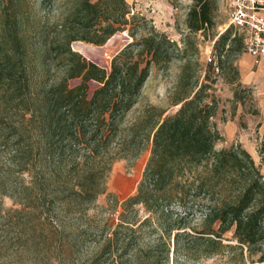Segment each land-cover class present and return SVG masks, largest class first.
I'll return each instance as SVG.
<instances>
[{
    "label": "trees",
    "instance_id": "trees-1",
    "mask_svg": "<svg viewBox=\"0 0 264 264\" xmlns=\"http://www.w3.org/2000/svg\"><path fill=\"white\" fill-rule=\"evenodd\" d=\"M57 1L36 0L37 13ZM69 1L50 27L37 23L29 30L18 10L22 0L2 6L0 143L13 145L8 158L13 171L7 178L11 192L4 195L21 207L17 213L37 222L44 219L58 231V209L67 217L85 214L105 194L112 166L138 159L151 145L137 193L124 203L127 211L141 205L147 217L130 218L125 211L101 255L115 250L116 264H159L161 249L169 260L173 236L175 262L180 256H225L231 264H264V175L240 145L216 149L225 139L215 122L220 101L208 93L212 87H198V82L189 90L180 86L170 104L180 106L174 115L165 117L167 110L147 106L127 121L152 66L170 63V51L177 46L155 31L139 37L143 24L129 27L144 20H128L125 0ZM217 1L194 0L187 19L191 32L215 26ZM125 32L133 42L113 58L109 69L71 48L77 41L104 46ZM232 32L228 28L215 41L219 63L222 53L243 49L236 35L231 43L238 49L225 50ZM38 37L41 49L32 42ZM190 65H184L183 73ZM15 174L29 177V183H14ZM196 215L198 228L190 229ZM148 224L161 229V235L154 246L140 248L134 245L135 236ZM119 230L132 235L122 240Z\"/></svg>",
    "mask_w": 264,
    "mask_h": 264
},
{
    "label": "rangeland",
    "instance_id": "rangeland-1",
    "mask_svg": "<svg viewBox=\"0 0 264 264\" xmlns=\"http://www.w3.org/2000/svg\"><path fill=\"white\" fill-rule=\"evenodd\" d=\"M35 1L22 0L18 8L24 14L28 30L37 23H40L42 27H50L70 3L69 0H58L51 9L38 14L39 9L35 7ZM90 1L96 3L98 0ZM125 1L131 12L128 20L132 21L133 16L144 20L132 22L129 27L132 28L135 23L141 22L143 27L139 37L149 36L152 31H155L177 46V49L170 51V63L152 66L141 100L130 113L127 121L138 117L147 106L167 110L165 117L174 115L180 109V106L170 107L175 92L180 86H185L189 90L197 82L198 87L204 83L211 86L212 89L208 93L214 94L220 101L219 112L215 119L218 130H221L224 123L238 116L239 112H242L241 114L256 112L255 97L248 92L244 93L245 90L242 89L236 76L235 70L239 58L244 54L243 49L240 53H222L221 63H219V52L215 53V41L229 28L228 11L221 0L217 1L213 15L215 26L199 33H193L187 27L188 14L194 5V0ZM8 3L10 4L9 0H0V15L4 12L2 6ZM236 35L233 30L226 44V51L229 48L238 49V45L233 46L231 43ZM116 36L118 38L113 40ZM114 37L110 39L111 43H106L104 46H95L82 41L74 43L91 46L89 48H102L104 55L98 65L109 69L113 58L133 42L127 32L118 33ZM32 42L38 49L42 48L39 37ZM85 50L86 54L83 56L86 57L88 50ZM189 62L190 67L183 73L184 65ZM71 84L74 86L78 82ZM232 146L237 145H226L225 140L223 143H218L216 149L221 150ZM12 147V143L9 146H5L3 142L0 143V264H116L119 256L115 250L112 255H101V250L113 238L114 232L118 231L121 215L125 211L130 218L137 216L142 220L147 217V212L141 205L127 211L124 209V203L137 193L151 156V145L146 147L138 159L121 160L112 166L105 194L99 197L95 205L87 208L85 214L67 217L58 209L56 212L59 213V221H56L55 225L58 231H52V226L44 219L37 222L17 213L21 207L4 195V192H11L7 178L9 173H12L10 170L13 171L8 162ZM11 181L24 182L26 185L29 183V177L23 176L19 179L15 174ZM173 209L179 211L178 208ZM199 217L196 215L195 221L189 223L190 229L198 228ZM190 229L187 228V231L190 232ZM140 231L135 236L134 243L140 248L154 246L161 235V229L153 224L144 226ZM119 233H122L120 235L122 240L132 235L123 230H119ZM227 237L230 238L231 235ZM170 245L169 260H166L164 249H161L158 254L159 264H231L225 256L214 259L180 256L175 262L173 236Z\"/></svg>",
    "mask_w": 264,
    "mask_h": 264
},
{
    "label": "crops",
    "instance_id": "crops-1",
    "mask_svg": "<svg viewBox=\"0 0 264 264\" xmlns=\"http://www.w3.org/2000/svg\"><path fill=\"white\" fill-rule=\"evenodd\" d=\"M237 68L242 89L255 97L256 112L237 113L238 116L224 123L219 131L226 145H240L247 151L257 165H261L264 175V57L256 63L253 57L243 54Z\"/></svg>",
    "mask_w": 264,
    "mask_h": 264
},
{
    "label": "built area",
    "instance_id": "built-area-1",
    "mask_svg": "<svg viewBox=\"0 0 264 264\" xmlns=\"http://www.w3.org/2000/svg\"><path fill=\"white\" fill-rule=\"evenodd\" d=\"M228 11L229 28L242 39L243 53L256 63L264 57V0H221Z\"/></svg>",
    "mask_w": 264,
    "mask_h": 264
},
{
    "label": "bare ground",
    "instance_id": "bare-ground-1",
    "mask_svg": "<svg viewBox=\"0 0 264 264\" xmlns=\"http://www.w3.org/2000/svg\"><path fill=\"white\" fill-rule=\"evenodd\" d=\"M74 47H75L76 51H78L82 55L86 54V50L85 49H87L88 53H87L86 57H90L93 61H100V58H102L101 55L95 54L94 48H89V47L84 46L82 44H75Z\"/></svg>",
    "mask_w": 264,
    "mask_h": 264
},
{
    "label": "water",
    "instance_id": "water-1",
    "mask_svg": "<svg viewBox=\"0 0 264 264\" xmlns=\"http://www.w3.org/2000/svg\"><path fill=\"white\" fill-rule=\"evenodd\" d=\"M117 38H118V36L114 37L113 40H115V39H117ZM109 43H111V40L107 42V44H109ZM75 44H76V43L73 44V51H74L75 53L80 54L78 51H76V49H75V47H74ZM88 47H91V46H88ZM94 50H95V54L101 55V56L103 57V55H104V50H103L102 48H94ZM80 55L83 56L82 54H80ZM83 57H84L85 59H87L88 61H90L91 63H93V64H95V65L101 67V66L98 65V64H99V62L101 61L102 58H100V61H93L90 57H85V56H83ZM101 68H104V67H101ZM104 69H106V68H104Z\"/></svg>",
    "mask_w": 264,
    "mask_h": 264
}]
</instances>
